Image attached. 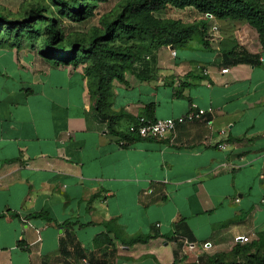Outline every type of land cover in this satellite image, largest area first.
<instances>
[{
    "label": "crops",
    "instance_id": "1",
    "mask_svg": "<svg viewBox=\"0 0 264 264\" xmlns=\"http://www.w3.org/2000/svg\"><path fill=\"white\" fill-rule=\"evenodd\" d=\"M185 49L114 81L112 132L81 67L0 45V264H172L264 232V51L233 64ZM198 108L171 136L121 144L140 116Z\"/></svg>",
    "mask_w": 264,
    "mask_h": 264
},
{
    "label": "trees",
    "instance_id": "2",
    "mask_svg": "<svg viewBox=\"0 0 264 264\" xmlns=\"http://www.w3.org/2000/svg\"><path fill=\"white\" fill-rule=\"evenodd\" d=\"M107 1V0H93ZM57 6L66 9L75 20H83L93 15L89 2L82 0H55ZM169 6L177 9L193 7L203 14L207 20L211 16L218 20H231L249 25L258 33L259 40L264 51V0H127L125 11L120 14L117 22L119 34L130 35L131 33L144 34L151 37L155 45L151 53L144 57L134 56L123 51L128 47H114L102 40L114 41L119 34H113V28H108L102 38L95 37L86 44L76 40L65 43V35L54 18H49L46 24L47 35L43 40L37 39L39 29L36 25L20 24L7 20L0 14V36L6 31L7 36L13 34L14 39L28 41L30 44L40 45L41 54L50 62L57 65L78 66L82 59L91 60L84 71L88 80L89 91L94 109L108 122V128L115 132L114 120L117 115L110 108V97L114 81H125L128 72L135 73L142 78L149 64V59L155 55L162 46H171L174 49L187 48L193 39L200 38L205 47H209V41L205 39L208 33L207 22L195 25H184L177 20L162 21L155 14L166 10ZM125 13L127 15L125 16ZM116 22L113 24L115 25ZM3 25L6 26L4 29ZM38 35V34H37ZM20 41V40H19ZM130 52V51H129ZM253 55L246 50L232 49L223 53V57L233 64L251 61ZM151 118L149 116H145ZM137 119L133 122L135 123ZM123 138L134 139L137 136L126 132L120 133ZM151 236H134L128 240V244L147 243ZM264 247V232L259 233L258 240L242 245L239 242L232 247L235 260L231 264H237L244 254L256 248L252 263L239 264H264V254L260 251ZM224 254L216 253L209 257L211 264H221ZM172 264H178L176 260Z\"/></svg>",
    "mask_w": 264,
    "mask_h": 264
},
{
    "label": "rangeland",
    "instance_id": "3",
    "mask_svg": "<svg viewBox=\"0 0 264 264\" xmlns=\"http://www.w3.org/2000/svg\"><path fill=\"white\" fill-rule=\"evenodd\" d=\"M84 3L89 2L92 7L93 15L83 20H75L72 18L71 13L66 9L57 6L55 0H0V14L7 20L15 21L20 24L36 25V29H39L37 39L43 40L47 35L46 24L49 18H54L65 35V43L79 40L83 43H90L91 39L98 37L102 38L106 35L108 28H113V34H119V23L117 22L119 16L125 11L127 0H107L98 1L82 0ZM127 13H125V16ZM155 16L162 21L177 20L184 25H195L201 22H207L208 33L205 35V39L209 41V47H205L200 38L193 39L190 45L185 49L194 55L212 54L213 57L216 53L219 56H223V53L232 49L246 50L248 52L262 49L258 33L255 29L249 25L241 22L231 20H218L211 16L209 20L205 18L203 14L197 11L193 7H187L185 9H177L169 6L166 10L157 12ZM116 22L115 25H113ZM4 29L6 28L3 25ZM0 36V45H5L9 41L16 44H22L25 41L21 39H14L13 34L7 36L8 33L4 30ZM103 43H108L114 47H128L129 50L123 51L125 53L132 54L134 56L144 57L151 53L153 46L155 45L151 41V37L139 34L131 33L130 35H122L114 40H102ZM206 49L212 51L204 52ZM39 49V48H38ZM41 49V48H40ZM130 51V52H129ZM91 65V60L88 58L82 59L78 67H81L84 71ZM248 241H234V244L238 242L242 245L249 244L252 241L258 240L259 234L247 235ZM233 243H226L225 249L217 251L215 248L202 247L194 252L188 251L187 254H182L178 264H211L209 257L216 253L224 254L221 259V264H231L235 260V256L232 251ZM256 248L249 253L244 254L242 258L236 260V263H252L254 260L253 255L256 253ZM264 254V247L260 251Z\"/></svg>",
    "mask_w": 264,
    "mask_h": 264
},
{
    "label": "built area",
    "instance_id": "4",
    "mask_svg": "<svg viewBox=\"0 0 264 264\" xmlns=\"http://www.w3.org/2000/svg\"><path fill=\"white\" fill-rule=\"evenodd\" d=\"M172 54L176 55V51L173 50ZM228 71H229L228 68L222 70L223 73H228ZM208 111L210 110H206L204 108H198L196 110H190L186 114L181 115L179 117L167 118V119H153V118H147L145 116H140L139 118H137V121L135 123L130 125L128 132L141 139H162L167 136L173 135L176 128L179 125L201 120ZM121 144L129 145L130 140L127 138H122ZM220 147L225 148L226 144L223 143L222 145H220ZM144 194L145 195L153 194V189L149 188L145 190ZM156 226L160 227V224H157ZM237 240L245 242L248 241V237L239 236ZM204 247L210 248L211 247L210 243L204 244Z\"/></svg>",
    "mask_w": 264,
    "mask_h": 264
}]
</instances>
